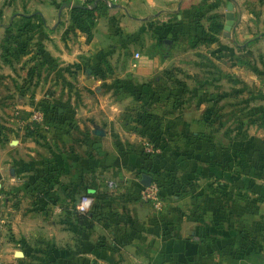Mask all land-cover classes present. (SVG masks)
Segmentation results:
<instances>
[{
  "label": "crops",
  "instance_id": "crops-1",
  "mask_svg": "<svg viewBox=\"0 0 264 264\" xmlns=\"http://www.w3.org/2000/svg\"><path fill=\"white\" fill-rule=\"evenodd\" d=\"M93 3L84 32L80 0H0V264H264V0ZM141 105L161 109L159 160ZM35 109L49 130L23 126ZM155 172L175 178L159 209L139 198Z\"/></svg>",
  "mask_w": 264,
  "mask_h": 264
},
{
  "label": "trees",
  "instance_id": "trees-1",
  "mask_svg": "<svg viewBox=\"0 0 264 264\" xmlns=\"http://www.w3.org/2000/svg\"><path fill=\"white\" fill-rule=\"evenodd\" d=\"M95 0L92 1V3L90 4L89 7L85 6V5H79V4H72L69 7V11H70V21L72 24L76 25L77 27H79L82 31L84 32H88L90 26L93 24V22L91 21L92 19V12L94 11V2ZM214 31H218L220 28L215 27L213 28ZM206 36V35H205ZM198 38V39H197ZM206 38V37H203ZM201 39V37H196V40ZM125 89L128 88V85H124ZM129 91H133V92H138L136 89L132 88ZM139 93V96L140 97ZM182 94V90H171V89H165V93L162 95H157L156 101H162L166 104L170 105L169 110L171 112H176L177 111V105L180 104V102L178 101L179 97ZM252 98V97H251ZM256 99V97H253ZM257 99H263V95L260 94L259 98ZM141 107V112H137L133 115H129L130 120L134 121V124L131 125V130L138 133L139 135L143 136L145 139V143L149 144L152 149L154 150L153 152L149 153V152H145L144 148L142 151V156L144 159L147 158H155L156 160H159V156L161 155L163 149L165 148L164 142L162 140V137L164 134V127L162 128L159 124V115L161 113V109L160 110H152V111H148L147 109L144 108L143 105L140 106ZM259 109V108H258ZM43 115H44V122L48 125V127L50 128L51 126H49L48 123V119H47V113L42 111ZM166 112V111H164ZM261 113H262V117L264 118V109H261ZM242 123V122H241ZM35 128H39V127H34L32 130H36ZM239 128H241V124H239L237 126V130H239ZM30 131H27V133H29ZM241 138H244V136L242 135ZM241 146L238 145V154L240 155V157H242L244 155V153L239 149ZM254 147V145L252 144V148ZM256 148H253V151ZM156 150H158L157 152H155ZM165 169V168H164ZM169 173V172H168ZM152 175V180L153 183L156 185L157 187V194L158 197L161 199L162 196V191L164 189V185L170 183V180H175L174 176L171 175V177L169 179H165V177H161V174L155 172V174H151ZM77 212V211H76ZM78 213V212H77ZM78 214H83V213H78Z\"/></svg>",
  "mask_w": 264,
  "mask_h": 264
},
{
  "label": "built area",
  "instance_id": "built-area-1",
  "mask_svg": "<svg viewBox=\"0 0 264 264\" xmlns=\"http://www.w3.org/2000/svg\"><path fill=\"white\" fill-rule=\"evenodd\" d=\"M64 1H69V0H64ZM80 1L83 3V5L89 7L93 0H80ZM102 1L104 7H110L112 4L115 3L116 0H102ZM23 126L28 128V130L33 129L35 126L43 129L44 131L46 129L49 130L48 125L44 122L43 112L37 109L33 110L30 113L28 120ZM143 148L145 152L151 153L154 151L152 147L147 143L143 144ZM107 186L114 187L115 184L108 183ZM139 198L143 201L148 202L154 209H159L161 206V199L158 197L157 187L154 183H150L148 186L142 187L139 191ZM91 204H92V198L90 196L81 195L77 199L74 208L78 213H85L88 211Z\"/></svg>",
  "mask_w": 264,
  "mask_h": 264
},
{
  "label": "water",
  "instance_id": "water-1",
  "mask_svg": "<svg viewBox=\"0 0 264 264\" xmlns=\"http://www.w3.org/2000/svg\"><path fill=\"white\" fill-rule=\"evenodd\" d=\"M224 23L222 25V34L226 37L229 36V30L233 22V14H232V4L231 2H227L225 6V13L223 15ZM88 72V70H87ZM263 100H264V93H263ZM93 135L100 136L104 135V131L98 127L97 125H93L90 131ZM139 183L142 187L148 186L151 183V177L146 174L140 175ZM94 264V263H91Z\"/></svg>",
  "mask_w": 264,
  "mask_h": 264
}]
</instances>
